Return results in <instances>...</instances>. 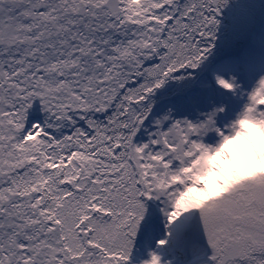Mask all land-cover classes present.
<instances>
[{"label":"snow or ice","instance_id":"1","mask_svg":"<svg viewBox=\"0 0 264 264\" xmlns=\"http://www.w3.org/2000/svg\"><path fill=\"white\" fill-rule=\"evenodd\" d=\"M0 264H264V0H0Z\"/></svg>","mask_w":264,"mask_h":264}]
</instances>
